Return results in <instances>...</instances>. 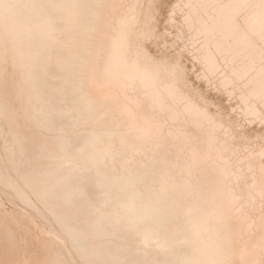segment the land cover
I'll list each match as a JSON object with an SVG mask.
<instances>
[{"label": "snow or ice", "instance_id": "obj_1", "mask_svg": "<svg viewBox=\"0 0 264 264\" xmlns=\"http://www.w3.org/2000/svg\"><path fill=\"white\" fill-rule=\"evenodd\" d=\"M6 4L0 0V8ZM51 7L64 27L54 30L45 20L46 55L38 65H21L25 84L37 72L62 74L77 105L76 124L98 126L115 141L105 156L126 160L131 152L158 166L159 190L140 206L132 193L126 229L162 247L159 234L180 220L176 244L187 243L183 234L197 229L193 219L205 185L215 193L207 210L215 221L251 227L246 209L258 201L264 223V137L259 169L231 143L241 121L264 127V0H51ZM193 75L205 92L225 99L226 119L193 86ZM57 148L78 171L98 161L84 148L72 152L67 137L58 138ZM169 170L184 179L169 181ZM241 185L244 196L235 194Z\"/></svg>", "mask_w": 264, "mask_h": 264}, {"label": "bare ground", "instance_id": "obj_2", "mask_svg": "<svg viewBox=\"0 0 264 264\" xmlns=\"http://www.w3.org/2000/svg\"><path fill=\"white\" fill-rule=\"evenodd\" d=\"M45 20L54 30L64 27L51 0H7L0 8V264H264L258 201L246 209L251 227L241 229L235 220L226 225L208 214L215 193L207 185L193 219L197 229L183 234L187 243L176 244L181 239L176 233L183 228L180 220L159 234L165 241L162 247L142 243L126 229L132 193L140 206L159 190L158 166L131 152L126 160L105 156L115 141L98 126L76 124L77 105L65 91L62 74L37 72L33 83L25 84L21 65H38L46 55ZM198 83L193 86L205 92L200 88L205 90L204 82ZM208 92L207 100L219 106L226 119L228 104L212 100ZM234 132L233 151L241 158L252 156L259 169L264 127L241 121ZM93 136L98 142L90 144ZM60 137L68 138L72 152L84 148L96 154L97 163L76 170L75 162L57 148ZM167 179L184 178L169 170ZM246 192L241 185L235 194Z\"/></svg>", "mask_w": 264, "mask_h": 264}, {"label": "rangeland", "instance_id": "obj_3", "mask_svg": "<svg viewBox=\"0 0 264 264\" xmlns=\"http://www.w3.org/2000/svg\"><path fill=\"white\" fill-rule=\"evenodd\" d=\"M191 82H192V84H194L195 86H199V83H198L196 80H194V78H193L192 76H191ZM200 88H202V90L205 91V90H204V87H202V85L200 86ZM208 94H209V96H210V98H211L212 100H214V101L218 100V101H220L223 105H227V102L225 101V99H224L221 95H218V94L213 93V92H208Z\"/></svg>", "mask_w": 264, "mask_h": 264}]
</instances>
